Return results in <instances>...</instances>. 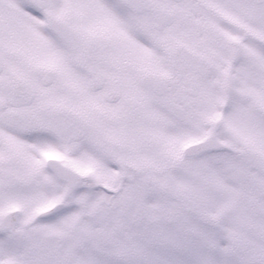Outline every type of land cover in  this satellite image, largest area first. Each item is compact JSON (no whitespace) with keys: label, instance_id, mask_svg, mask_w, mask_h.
<instances>
[{"label":"snow or ice","instance_id":"snow-or-ice-1","mask_svg":"<svg viewBox=\"0 0 264 264\" xmlns=\"http://www.w3.org/2000/svg\"><path fill=\"white\" fill-rule=\"evenodd\" d=\"M0 264H264V0H0Z\"/></svg>","mask_w":264,"mask_h":264}]
</instances>
